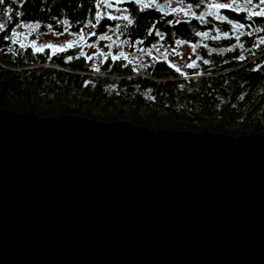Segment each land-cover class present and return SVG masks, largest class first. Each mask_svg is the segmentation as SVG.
I'll return each mask as SVG.
<instances>
[{"label":"water","instance_id":"1","mask_svg":"<svg viewBox=\"0 0 264 264\" xmlns=\"http://www.w3.org/2000/svg\"><path fill=\"white\" fill-rule=\"evenodd\" d=\"M0 264H264V136L0 106Z\"/></svg>","mask_w":264,"mask_h":264},{"label":"trees","instance_id":"2","mask_svg":"<svg viewBox=\"0 0 264 264\" xmlns=\"http://www.w3.org/2000/svg\"><path fill=\"white\" fill-rule=\"evenodd\" d=\"M184 1L193 5L197 15L208 11L209 0L199 8V0ZM140 9L134 6L128 12L134 23L127 29V21L104 16L96 26V36H89L87 41L61 52L47 47L37 51L34 42L19 34L21 26L39 24L41 33L57 34L65 33L68 27L67 32L80 34L89 21L95 23V4L91 0H5L0 4V23H4L0 29V106L41 117L76 113L94 120L130 119L134 124L157 129L208 128L235 136L255 132L264 136V45L257 51L256 36L247 34L254 21L246 19V13L219 11L234 23L250 25L240 30L245 35L237 41L231 27L214 16L206 17L209 23L202 24L190 14ZM177 19L179 24L175 23ZM63 20L69 25L60 23ZM117 24L121 29L114 32ZM213 25L230 35L220 40L196 36L197 31L216 35ZM156 31L163 33V40ZM105 33L117 44L128 40L130 51L143 55L139 69L132 61L123 57L113 60L118 54L109 51L108 55L102 50L98 37ZM177 39L200 44L184 59V68L169 61L178 50ZM229 48L232 51H227ZM152 49L158 50L162 59L155 57ZM81 51L84 56H80ZM256 53L261 56L256 58ZM240 55L245 57L243 61L237 59ZM69 56L73 59L68 60ZM205 59L208 64L203 63ZM193 62V68L186 66ZM98 65L100 69L96 70Z\"/></svg>","mask_w":264,"mask_h":264},{"label":"snow or ice","instance_id":"3","mask_svg":"<svg viewBox=\"0 0 264 264\" xmlns=\"http://www.w3.org/2000/svg\"><path fill=\"white\" fill-rule=\"evenodd\" d=\"M5 0H0V4H4ZM113 2L115 4H121L123 3V0H113ZM134 3L138 4L141 6V11H143L144 9L149 8L150 6H157L156 4V0H133ZM205 4V0H199V3L196 4V7L199 8L201 5ZM107 7V8H111L113 6V3H110L109 0H98L97 4H96V8L97 11L95 12V23H92V21H89L90 24H92V27L95 28L98 24H100L101 19L104 16H107L108 19L110 20H121L123 19L124 21H127V23L124 25V28L127 29V27L129 25H132L134 23L133 19H130L129 16L124 15V16H120V15H111L109 13H102L99 9L101 7ZM159 10L165 14L168 13V5L167 4H159L158 5ZM207 7L210 9L209 11L206 12H200L199 15H197V13L195 11H192L193 5L189 4L187 5V11H184V9H181L180 11L183 12L184 16H188L189 14L194 17L195 19L199 20L202 24H207L209 23V21L206 19V17H212L214 16L215 19L221 23L226 22L230 27H231V32L233 34H235V39L237 41L240 40L241 36L245 35L244 32L240 31L241 29H244L245 27H250V25H246L244 23H240V22H233L232 19H230L227 15H220L219 11L220 10H229L231 12H242V13H246V19L251 20L253 17H264V0H258V3H254V0H226V2H220V0H209V3L207 5ZM117 12H120L121 9L117 8L116 9ZM7 12H11V9H7ZM173 13L177 12V9L173 8L172 9ZM11 17H9L10 19ZM181 21L180 19H177L175 21V23L179 24ZM60 23H62L65 26L69 25L68 20H63L60 21ZM169 23H172V21H169ZM30 27L33 28H39L40 25L36 24V25H30ZM49 28H51V25L48 26ZM4 28V23H0V29ZM121 29V26L119 24L116 25V28L113 29V31H118ZM213 30L217 33L216 35H212L209 31H197L195 34L198 37H202L204 39H210V40H220L222 37H228L230 35L229 31H222L220 28L215 27V25H213ZM65 32L68 31V27H65L64 29ZM259 31H264V29H260ZM149 35H152V32L150 31L148 33ZM248 35H252L251 32L247 33ZM92 36H96L95 32L91 33ZM155 35H157L160 40L164 39V35L163 33L156 31ZM7 38V37H5ZM99 41H112V43H116V41L112 40V36L107 35V33L100 35L98 37ZM81 41H85V34H83V30H81V33L79 34V39L77 41H70L67 44H61V45H45L44 47L47 48H51L54 50V52H61L64 51L67 48H72L74 45L79 44V42ZM123 43H128V41H124ZM142 43V41H141ZM187 43V41L182 40V39H177L175 40V44L176 45H183ZM260 45H264V36H261L259 38V44H255V47H259ZM112 44H109L108 47H111ZM240 47H243V45H239ZM89 47H94V45H89ZM153 47H156V45L154 44ZM200 47V44H193L192 45V49L196 50L197 48ZM204 48H208L207 44L203 45ZM43 48H37V51H42ZM214 51V49H213ZM223 51V49L221 50ZM227 51H232L231 48L227 49ZM85 53L83 51L80 52V56H84ZM103 55V53H102ZM108 55H111L110 53ZM121 57H123L124 59H127V57L125 56V53L123 51L119 52L118 56H113L112 59L113 60H118ZM68 60H72L73 57L69 56L67 58ZM87 59L91 60L92 57L88 56ZM237 59L243 61L245 59V57L243 55H240L237 57ZM204 64H208L209 61L207 59L203 60ZM188 68H193L194 67V62L187 64L186 65ZM98 70V69H97ZM178 72L180 71L179 68L176 69Z\"/></svg>","mask_w":264,"mask_h":264},{"label":"rangeland","instance_id":"4","mask_svg":"<svg viewBox=\"0 0 264 264\" xmlns=\"http://www.w3.org/2000/svg\"><path fill=\"white\" fill-rule=\"evenodd\" d=\"M220 2H226V0H220ZM103 7V6H102ZM102 7L99 9L101 10ZM175 8L177 9V12L175 14H177L178 16H183V12H181V9H184V11H187V4L186 1L184 0H172V3L170 5V11L172 12V9ZM206 9L209 11L210 9L208 7H206ZM194 11V10H192ZM108 13L114 14V15H120V16H124V15H129V13L126 12L125 9H122L120 12L116 13L114 12L113 8H109ZM33 25V24H32ZM90 29H89V28ZM88 27L84 28L83 34H85V41H87L86 39H88L89 36H91L92 32H95L96 27L93 28L92 24L88 25ZM86 29H89L86 30ZM252 32V31H251ZM21 33L22 36H25V38H27L29 40V42H34L39 48H44L45 45H61V44H67L70 41H77L79 39V34H76L74 32H65V33H55V32H51L48 31L46 33H41L39 29L37 28H33L30 26H21L19 29V34ZM124 41H128V40H124ZM123 41V42H124ZM84 42V41H83ZM80 43V42H79ZM109 44H112L111 47H108ZM102 50L104 52H106V54H109L111 52H114L116 54L119 55V52L123 51L125 53V56L127 57V59L129 61H132L133 64H135L136 68H140L141 66V62L143 60V55H141V53H136L133 54L130 51V43H120L117 44L116 43H112V41H100V45H99ZM177 52L172 55L169 56V61L173 64V65H178L180 66V68H184L185 66V62L184 59L186 57H188V55L193 53V49H192V43H185L183 45H178L177 47ZM109 52V53H108ZM152 53L154 54L155 57L162 59L161 54H159L158 50H153L152 49ZM100 69V65L96 66V70Z\"/></svg>","mask_w":264,"mask_h":264},{"label":"flooded vegetation","instance_id":"5","mask_svg":"<svg viewBox=\"0 0 264 264\" xmlns=\"http://www.w3.org/2000/svg\"><path fill=\"white\" fill-rule=\"evenodd\" d=\"M91 1H93V3H94L95 6H96L98 0H91ZM109 2H110V3H113L112 8H113L114 12H116V13H118V12L116 11L117 8H120L121 10H122V9H125L127 13L130 12V9H131L132 7H134V6H139V8H141V6L138 5V4H136V3H134L133 0H123V3H121V4H115V3L113 2V0H109ZM163 2H165V3L168 5V10H169V12H168L167 14H169V13L171 12V11H170V5H171V3H172V0H156V4H157V6H150V7L155 8L156 10L160 11V10L158 9V5H159V4H162ZM254 3H258V0H254ZM100 11H101L102 13H108L109 8H107V7H102V9H101ZM109 14H111V13H109ZM111 15H113V14H111ZM252 20L254 21L255 25H254V27L251 28V30H250L249 32L252 31V32H251L252 35H255V36H256V40H255V41H258V42H259V38L261 37V34H262V32H263V31H259V30H260V29H264V17H253ZM256 48H257V51L260 50V46H259V47H256ZM258 48H259V49H258ZM260 56H261V55H260V54H257V53H256V55H255L256 58H257V57H260Z\"/></svg>","mask_w":264,"mask_h":264}]
</instances>
